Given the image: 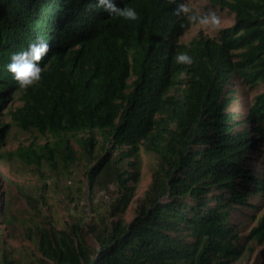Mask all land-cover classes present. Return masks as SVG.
<instances>
[{"label":"trees","instance_id":"trees-1","mask_svg":"<svg viewBox=\"0 0 264 264\" xmlns=\"http://www.w3.org/2000/svg\"><path fill=\"white\" fill-rule=\"evenodd\" d=\"M210 1L233 12L234 24L182 42L190 21L185 8L175 10L184 0H115L137 10L133 21L96 8L95 0H0V148L11 125L51 133L59 136L53 144L17 153L38 164L59 154L69 167L78 159L74 139L80 153L97 159L86 171L90 192L114 184L119 193L112 220L85 222L82 214L64 228L49 220L30 226L42 264H233L252 240L264 244V215L245 242L232 221L264 190L263 175L246 164L264 138V91L245 117L231 109L235 80L264 83V0ZM41 37L51 45L38 62L41 79L20 88L6 65ZM178 52L192 63L177 62ZM15 96L21 104L6 109L5 122L3 109ZM95 130L103 133L101 154ZM141 145L158 161L125 221ZM9 211L0 190V215ZM0 264L18 262L4 252Z\"/></svg>","mask_w":264,"mask_h":264},{"label":"rangeland","instance_id":"rangeland-1","mask_svg":"<svg viewBox=\"0 0 264 264\" xmlns=\"http://www.w3.org/2000/svg\"><path fill=\"white\" fill-rule=\"evenodd\" d=\"M184 1L185 15L190 22L181 35L182 42H188L192 37L199 35L216 36L221 29L235 22L233 12L213 4L210 0ZM132 79L133 77L129 82ZM233 84L236 89V100L232 103L231 109L237 110L240 116L245 117L255 95L264 91V83L251 86L237 79ZM20 104L21 101L16 96L8 101L6 108L3 109L2 119L9 122L6 109ZM94 133L98 141L95 145V153L101 154L104 151L102 149L103 133L101 130H95ZM80 135L85 133L82 132ZM58 138L59 136L51 133L42 135L35 130L24 131L16 125H11L0 148L3 154L0 160L1 200L4 204L8 199L10 207L6 218L0 215V254L7 253L18 264H42L35 242L27 235L30 226L47 223L46 221L49 220L57 227L64 228L82 214L87 216L85 222L92 218V221L99 223L101 216H104L107 221L116 218L112 214L114 211L112 204L119 194L118 188L110 184L104 189L96 186L94 191L90 192L86 171L88 167L96 163L97 159L89 160L87 155L80 153L79 145L74 139L71 143L78 149V159L69 167H66L64 159L59 154H56L53 164L45 159L38 164L24 161L17 153L19 148L28 146L39 150L40 144L47 141L53 144ZM256 148L257 150L254 149L251 152V157L246 164L258 170L264 177V138L257 142ZM119 152L120 149H117L114 153L116 155ZM157 161L156 154L141 145L137 159L140 178L136 194L122 215L125 221H130L134 217L140 199L153 180ZM124 164L126 168L133 170L132 166L127 164V160ZM250 201L253 206H241L232 215V221L241 231L242 242H245L250 230L264 215V190L260 196H251ZM88 241L92 245H97L92 235L88 236ZM233 264H264V244H258L252 240L243 255Z\"/></svg>","mask_w":264,"mask_h":264},{"label":"clouds","instance_id":"clouds-1","mask_svg":"<svg viewBox=\"0 0 264 264\" xmlns=\"http://www.w3.org/2000/svg\"><path fill=\"white\" fill-rule=\"evenodd\" d=\"M94 6L103 9L109 15L121 17L125 20L133 21L138 18V12L134 7L128 5L118 6L115 0H95ZM184 8V3L179 2L175 11L179 12ZM50 47L49 41L41 37L38 42L30 43L26 49L11 54L6 68L13 74V78L18 82L20 88H27L41 79L44 66H41L38 62L46 56ZM174 59L177 62L192 63V56L187 52L176 53Z\"/></svg>","mask_w":264,"mask_h":264}]
</instances>
